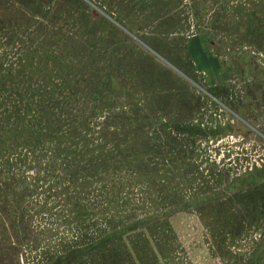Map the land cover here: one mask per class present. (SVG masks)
<instances>
[{
    "label": "rangeland",
    "instance_id": "rangeland-1",
    "mask_svg": "<svg viewBox=\"0 0 264 264\" xmlns=\"http://www.w3.org/2000/svg\"><path fill=\"white\" fill-rule=\"evenodd\" d=\"M0 264H264V0H0Z\"/></svg>",
    "mask_w": 264,
    "mask_h": 264
}]
</instances>
